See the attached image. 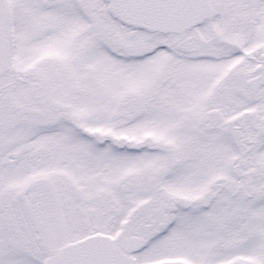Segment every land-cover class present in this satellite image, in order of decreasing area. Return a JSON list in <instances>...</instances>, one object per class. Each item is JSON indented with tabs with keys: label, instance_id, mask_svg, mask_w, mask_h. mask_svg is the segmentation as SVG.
<instances>
[{
	"label": "snow or ice",
	"instance_id": "snow-or-ice-1",
	"mask_svg": "<svg viewBox=\"0 0 264 264\" xmlns=\"http://www.w3.org/2000/svg\"><path fill=\"white\" fill-rule=\"evenodd\" d=\"M0 264H264V0H0Z\"/></svg>",
	"mask_w": 264,
	"mask_h": 264
}]
</instances>
